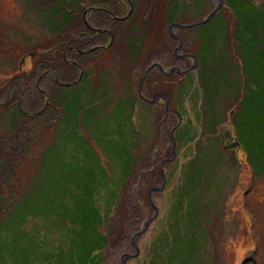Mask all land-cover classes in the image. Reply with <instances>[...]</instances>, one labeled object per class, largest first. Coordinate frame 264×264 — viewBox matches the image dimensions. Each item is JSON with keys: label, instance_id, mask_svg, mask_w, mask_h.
Returning a JSON list of instances; mask_svg holds the SVG:
<instances>
[{"label": "rangeland", "instance_id": "rangeland-1", "mask_svg": "<svg viewBox=\"0 0 264 264\" xmlns=\"http://www.w3.org/2000/svg\"><path fill=\"white\" fill-rule=\"evenodd\" d=\"M134 1L138 18L84 63L88 84L61 72L60 55L86 29L84 10L109 0H0V264H264V0H221L196 26L219 0ZM170 22L198 64L181 62L184 87L164 84L168 102L149 105L148 62L161 45L177 60ZM44 69L60 83L39 84ZM162 172L172 181L152 191Z\"/></svg>", "mask_w": 264, "mask_h": 264}, {"label": "flooded vegetation", "instance_id": "flooded-vegetation-1", "mask_svg": "<svg viewBox=\"0 0 264 264\" xmlns=\"http://www.w3.org/2000/svg\"><path fill=\"white\" fill-rule=\"evenodd\" d=\"M124 1L125 3H121L118 0H109V6L107 7L92 6L90 9L84 10V12L82 13L81 22H83L86 29L84 30L81 29V31H79L78 34L74 38H70L69 40L65 41L64 42L66 44L65 49L61 53V57H62L61 59L64 63V67L63 69H61V72L65 75L73 76L72 69L77 71L76 73L77 75L75 76L76 78H74L71 81L74 82L76 80L75 82H77L79 80H86L89 84L91 82V79L89 77L90 76L89 72L92 70L90 67L87 68L88 66L85 67L84 63L88 61L89 62L88 65L91 64L94 58L95 59L98 58L97 57L99 53L98 51L103 50L106 52L111 48L112 44H114L115 42V32L113 28L115 27L118 28L119 24H122V23L125 24L126 21L131 20L132 22H134V20L138 18L139 6L137 2H135L134 0H124ZM122 4H124V6L126 5L125 6L126 13L123 15H120V12H121L120 6H122ZM93 12H95L96 15L94 17V20H91L89 15L92 14ZM171 12L172 14L175 13L174 9H172ZM169 24H170L169 32L171 34V30L173 31V29L171 28L173 23L170 22ZM133 26L131 28H128L129 32L135 31V29L133 30ZM141 30L142 32L138 37H141L140 46L142 50L140 49V51L143 54L144 45H145L144 42L147 36V30H143V29ZM121 31H124L123 27ZM126 33H127V30H126ZM104 35H109L110 37L109 42L107 41V39L103 37ZM85 39H87V42L85 41ZM177 47H178L177 44L175 46L173 45L172 53H171L172 56H177V60H174V59H171L169 61L165 60L166 54L169 55L168 53L171 52V49L161 45L160 51L157 52L158 59L155 58V59L150 60L147 66L145 67L144 72L142 73V77H141L138 88L140 89L141 87V91L143 95L146 96L148 99L155 100V99H158L159 97L169 98V92L163 88L164 84L167 86H172V92L173 91L175 92V90L178 89V87L180 88L182 87L181 85L184 84V81L186 77L188 76V73H185L187 75L186 77H184L185 79L182 78L180 83L178 79L174 78L173 75L174 73L179 74V72L182 70L181 67H183L184 65L181 66L180 64L181 62L183 63L184 60L191 59V58L185 56V54H189L188 51H185L183 54L179 53V51L183 50L185 47L183 43H182V47L180 50L176 51ZM165 48H167L168 50ZM141 53L139 52L137 56H136L137 54L136 53L135 55L132 56V58L133 59L141 58ZM87 55H89L88 58H87ZM50 63L52 62L50 61ZM156 63L161 64V66L156 65ZM193 65H194V62L192 65H190L188 70L191 69ZM48 73H52L54 75L55 82L57 81L56 82L57 84L60 83L58 76H60L61 74L59 72L57 74L56 70L54 73L46 69L44 73L38 79L39 84L42 78L44 76L46 77ZM163 77L171 79V80L163 81L161 80V78ZM20 83L22 84L21 81ZM69 83H72V82H69ZM67 84L68 83H65V85ZM39 90L44 92L41 89ZM158 103H160V101L157 102L156 104ZM168 110H169L168 107H166V111Z\"/></svg>", "mask_w": 264, "mask_h": 264}, {"label": "water", "instance_id": "water-1", "mask_svg": "<svg viewBox=\"0 0 264 264\" xmlns=\"http://www.w3.org/2000/svg\"><path fill=\"white\" fill-rule=\"evenodd\" d=\"M221 2H222V1L219 0V3H217V5H216V7L213 9V11H211L205 19H203V20H201V21H199V22H196V23L192 24V26H194V25L196 26L197 24H202V23H206V22H208V21H209L214 15H216V14L218 13V11L220 10ZM172 26H181V25H179L178 23H173ZM171 35H172V37H173L174 39H176L177 42H178V47L176 48V51L180 50L181 47H182V43H183L182 39H181L179 36H177V34H175L172 30H171ZM185 56L188 57V56H190V54H185ZM191 56L194 58V61H195V62H194V65L191 67V69L194 71L195 68L197 67V64H198V57H197L196 55H194V54H192ZM156 65L161 66V64H159V63H156ZM162 70H163V69H162ZM163 71H164V70H163ZM77 82H78V81H77ZM71 84H73V83H68L67 85H71ZM139 95H140V98L143 99V100L146 101V102H149V103H153V102H155V101H153V100L148 99L146 96L143 95V93H142V91H141V87H140V89H139ZM163 98L168 102V98H166V97H163ZM176 112H177V115L179 116L180 123H177V125H175V126L173 127L172 131H171L172 152H173V155H174V156L176 155V148H177L176 139H175V132H176L177 128L180 126L181 121H182V120H181V119H182L181 112H180V111H176ZM171 160H172V159H171ZM171 162H172V161H171ZM164 174H165V173L162 172V176H163ZM160 190H162V189H160ZM152 204H153L154 209H155L156 214H157V213H158V207H157V205L154 204V202H152ZM152 220H153V219H150L149 221H147V224H148L149 222H151ZM140 233H141V232L137 233V234L135 235V237L138 236ZM133 243H135V242H134V239H133ZM139 252H140L139 248H136V252H135L133 255L128 254V255H126V257H128V258L135 257L136 255H139ZM122 264H126L125 257L122 258Z\"/></svg>", "mask_w": 264, "mask_h": 264}, {"label": "bare ground", "instance_id": "bare-ground-1", "mask_svg": "<svg viewBox=\"0 0 264 264\" xmlns=\"http://www.w3.org/2000/svg\"><path fill=\"white\" fill-rule=\"evenodd\" d=\"M193 2V1H192ZM194 3H195V1H194ZM198 54V53H197ZM197 54H194V55H196L197 57H198V55ZM192 54H190V56H188L189 58H191L192 60H193V62H195L194 61V58L191 56ZM39 89H40V87H38ZM37 88V89H38ZM157 88H159V87H157ZM140 96V95H139ZM160 98H162V97H159L158 99H155V100H153V101H155V102H153V103H149V102H147L149 105L151 104V105H153L154 103H157V101L159 100L160 101ZM164 99V98H163ZM23 111V110H22ZM21 111V112H22ZM229 111H232V109H229ZM181 115H182V121H181V124H180V126L182 125V124H185V115L181 112ZM177 121H178V123H180V119H179V116L177 117ZM235 138V137H234ZM236 139L237 138H235V141H236ZM170 140H171V135H170ZM237 142V141H236ZM177 144L179 145V143L177 142ZM181 150V149H180ZM180 150L178 149V151H176V155L174 156V155H172V162H173V164H175V165H177V164H179V154H180ZM162 165H163V163H162ZM161 169H163V167L161 168ZM172 173H166V174H164L163 176H161V182H160V184L158 185V186H155L154 187V189H152V191H154V190H156V191H159V192H161V193H163L164 192V190L167 188V185H169V183H170V181H172ZM178 187L179 186H177V184H174V186H173V189H171V193L173 194L174 193V191L175 190H177L178 189ZM153 188V187H152ZM160 189H162V190H160ZM128 190H127V188L125 187L124 189H123V193L121 194V196L124 194V192H127ZM151 191V192H152ZM155 191V192H156ZM125 195V194H124ZM181 195L179 194V197H180ZM124 197V196H123ZM176 200H178L179 202H181L180 200H179V198H176ZM191 205V204H190ZM150 224H151V222H149L148 224H147V222H145L144 223V225H143V227L140 229V230H138L137 232H135L134 233V235L132 236V238H131V244H132V246H133V249H135V251H136V248H139V250H140V246L138 245V243H137V240L148 230V228H149V226H150ZM139 232H141L138 236H136L135 237V235L137 234V233H139ZM108 238V237H107ZM133 239H134V242L135 243H133ZM242 254H240L239 256H241Z\"/></svg>", "mask_w": 264, "mask_h": 264}, {"label": "trees", "instance_id": "trees-1", "mask_svg": "<svg viewBox=\"0 0 264 264\" xmlns=\"http://www.w3.org/2000/svg\"><path fill=\"white\" fill-rule=\"evenodd\" d=\"M193 1V0H192ZM232 1V0H231ZM231 3V2H230ZM231 6V5H230ZM175 10L177 11V13H179L180 12V10L179 9H177V8H175L174 9V12H175ZM172 15H174V13L172 14ZM72 18V17H71ZM70 19V18H69ZM239 19V18H238ZM167 20H169V19H167ZM258 20V19H257ZM239 25H241V23H240V21L238 20V26H237V29H238V27H239ZM257 35H260V33L259 32H257ZM140 38L141 37H138V38H136V40H135V43H136V45H139L140 46ZM141 47V46H140ZM44 58V57H43ZM61 55H60V60H61ZM59 60V59H58ZM49 62V64H50V60L48 61ZM43 63L45 64L46 63V61L44 62V60H43ZM46 69H44V71H45ZM43 78H45V76L43 77ZM80 81H82V80H79L78 82H80ZM182 87H184V84H182L181 85ZM175 116H177V115H175ZM178 117V116H177ZM236 141H238L237 139H236ZM237 143V142H236Z\"/></svg>", "mask_w": 264, "mask_h": 264}]
</instances>
